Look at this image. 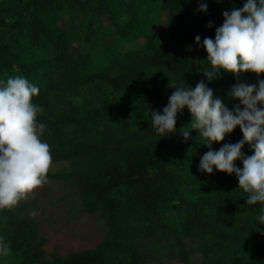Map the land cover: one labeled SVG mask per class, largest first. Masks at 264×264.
Masks as SVG:
<instances>
[{"label": "trees", "instance_id": "trees-1", "mask_svg": "<svg viewBox=\"0 0 264 264\" xmlns=\"http://www.w3.org/2000/svg\"><path fill=\"white\" fill-rule=\"evenodd\" d=\"M195 1L162 0L177 19L169 25L170 40L155 45L151 54L125 50L119 41L102 54L89 45L88 52L73 57L70 46L75 34L57 24L59 13L71 6L89 7L96 18L114 13L122 21L119 39H124L143 30L136 16L142 9L148 14L145 0L131 4L124 0H29L17 12L0 0V34L9 27L0 40V85L22 76L38 87L33 102L43 108L38 116L44 125L41 138L49 144L53 161L74 164L66 174L49 172L48 176L73 179L83 208L99 212L107 226L94 248L52 253L48 259L33 217L22 214V207L0 210V240L10 248L7 257L0 256V264H147L162 252L185 264H264V224L258 220L264 205L246 203L248 194L239 188L235 173L214 168L209 174L200 169L201 158L209 150L242 141V130L237 127L211 149L197 131L185 140L181 129L192 130L187 108L177 116L175 133L148 137L142 129L152 124V111L163 114L167 106L143 101V93L161 77L158 74L177 69L179 86L194 88L203 81L214 98L233 112L237 106L243 110L241 102L230 96L233 87L241 83L258 86V80L264 79L251 72L237 78L221 70L210 80L203 73L212 70L206 50L194 62L189 47L179 39L186 35L187 17L194 20L192 16H197ZM210 3L216 0H207L205 14L213 17L216 11ZM226 10L220 11V26ZM5 14H13L8 25ZM220 26L212 28L208 37L215 39ZM188 29L192 32L196 24L191 22ZM47 47L54 53L49 54ZM109 84L121 95H129V102L110 106ZM83 90L88 96L81 104ZM242 152L254 154L248 144ZM236 166L242 169L243 161L237 160ZM196 253L201 256L199 263L192 259Z\"/></svg>", "mask_w": 264, "mask_h": 264}, {"label": "clouds", "instance_id": "clouds-1", "mask_svg": "<svg viewBox=\"0 0 264 264\" xmlns=\"http://www.w3.org/2000/svg\"><path fill=\"white\" fill-rule=\"evenodd\" d=\"M221 2V0H217ZM207 12V5H201ZM224 23L215 32V39L206 37L202 47L212 70L203 72L209 79L224 70L237 78L241 73L264 76V0H246L243 8L224 11ZM211 27V24L209 25ZM201 44V37L196 36ZM163 109L151 112L156 133L167 136L176 132L177 116L187 108L192 119L181 129L185 140L191 131H197L210 149L213 143H222L227 134L237 127L242 130L243 140L225 144L218 151L209 150L200 163L201 171L209 174L218 169L229 175L235 173L239 188L247 193L246 203L264 205V79L257 85L237 84L230 96L243 105L230 111L221 99L203 81L194 88L186 84L174 87ZM39 89L22 76L10 77L0 85V210H12L21 201L34 198L36 191L48 183L53 166L49 144L42 140L44 125L38 116L43 108L33 102ZM245 144L254 154L245 156ZM243 161V168L236 161ZM264 224V208L258 216ZM10 248L0 240V256L7 257Z\"/></svg>", "mask_w": 264, "mask_h": 264}, {"label": "rangeland", "instance_id": "rangeland-1", "mask_svg": "<svg viewBox=\"0 0 264 264\" xmlns=\"http://www.w3.org/2000/svg\"><path fill=\"white\" fill-rule=\"evenodd\" d=\"M3 4L11 6L13 12L20 11L29 0H1ZM133 3L134 0H124ZM148 14L145 9L137 13V20L142 31L128 38L119 39L118 32L121 31V23L118 17L103 14L96 18L89 7L71 6L66 12L59 13L57 24L69 31H74V42L70 46V54L76 57L80 53L88 52L91 47L95 50H106L113 44L119 42L124 45L125 50L133 49L136 52H145L147 55L153 52V47L160 43H166L171 38L170 23L177 19L176 13L170 8H165L162 0H145ZM246 0H221L215 4L210 3L216 13L211 17L201 11V5L207 4V0H196L194 7L197 9V16L187 17L184 30L186 35H180V44L189 47L188 54L194 58V62H199L205 55V49L201 46L203 39L209 36L212 28L220 26V11L227 8L231 11L234 7L243 8ZM70 4L67 5V7ZM208 9V7H207ZM6 17V24H10L14 19L13 14ZM12 16V17H11ZM144 17H151L144 19ZM120 19H124L123 16ZM191 22L196 24V29L190 30L188 26ZM211 24V27L209 25ZM9 27L5 26L1 30L0 40H4V34ZM183 30V31H184ZM196 36L201 37V44L196 43ZM170 48V46H168ZM46 51L53 54V48L47 47ZM99 64V63H98ZM155 72V71H153ZM156 74V73H155ZM156 84L148 88L143 93L145 105L164 104L167 105L169 97L176 91L174 87H179L180 71L171 69L168 73L158 74ZM116 75L113 74V77ZM85 98H81V104L85 103L88 93L83 90ZM109 105L118 107L123 101H128L129 95H121L115 86L109 84ZM141 97V96H140ZM128 98V99H127ZM90 101L96 102V98ZM142 97L140 98V100ZM142 129L147 136L155 135L156 131L147 124ZM73 163L69 160L53 161L50 172L66 174L73 169ZM22 207V214L28 213L33 217L38 225L41 237L44 239V249L46 257L51 258L52 253L66 255L72 251H80L94 248L105 236L107 226L104 218L97 213L87 212L81 204V196L77 191L73 179L69 176L63 178H52L48 176V183L38 189L34 198L21 201L14 209ZM158 257L151 258L147 264H185L168 256L166 252L156 254ZM195 263L201 261L200 254L192 256Z\"/></svg>", "mask_w": 264, "mask_h": 264}]
</instances>
